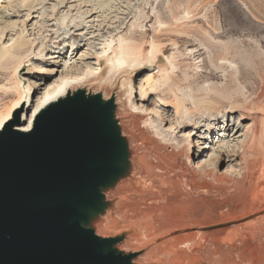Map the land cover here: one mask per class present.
Listing matches in <instances>:
<instances>
[{
  "label": "bare ground",
  "instance_id": "6f19581e",
  "mask_svg": "<svg viewBox=\"0 0 264 264\" xmlns=\"http://www.w3.org/2000/svg\"><path fill=\"white\" fill-rule=\"evenodd\" d=\"M37 1L39 2L37 4L43 3L44 5L48 3L47 0ZM0 2H6V6L0 4V18L12 14L18 16L20 12L26 11L24 19L31 20L36 17L32 14L40 9V7L34 9L33 3L35 1L33 0H0ZM68 2L69 0H60V7H66ZM59 11H61L59 7L57 9L53 8L55 15ZM97 12L95 9L86 11L84 19L89 18L91 21H96L92 18V14ZM31 15L32 17H29ZM144 16L147 17L146 14ZM188 16L189 12L185 11L184 16L176 18L175 21L178 22ZM48 19L53 18L49 16ZM65 19L62 16L57 20H60V24L63 26ZM84 19L73 22V24L69 22L70 25L67 22L64 27L68 28L69 26V29H64L55 35V40H52V44L49 46L46 45V42H49L54 35L51 28L45 30L51 33L50 39L44 43L43 39L38 41L39 36H35V33H33V37L30 36L31 33H28L29 29H27L26 24H23L15 33H12L15 22L6 24L5 20L0 23L2 24V26L0 25V41L2 38L4 40L7 38V42H4V40L0 42V79L3 78V81H0V132L13 119L15 114L19 115V123L14 126L15 129L29 132L33 127L36 116L42 110L66 96H73L79 92L85 98H95L100 104L106 106V125L108 132L113 137L112 153L107 158L96 162L97 165L101 166L102 171L99 173L98 180L88 188V195L70 200L69 203L79 211V215L75 220L81 228L90 231L99 243V250L103 253L113 252L125 256L126 261L119 264H166L164 261L165 256L172 251L171 248L175 247L177 249L184 243L188 244L190 240L185 235L184 237H177L176 234L175 237L172 236L174 234L172 230L160 232L163 228L170 226L167 211L175 201L165 187L176 185L177 188V185L181 182L184 185L182 179L180 182V177L187 179V182L191 180L192 185H195L197 181H193L192 178L196 172L202 170L200 168L205 167L204 165L207 163L211 164L217 157L220 163L232 162L243 153L245 147L248 150H254L256 145L260 143L261 138H264V118L262 124L260 121L261 125H259V115L257 116L250 110V113H247L249 105L241 108L235 105V102L228 106L227 111L228 115L238 112L239 118L230 125L232 128L236 126L233 130L229 126V119L226 120L225 118L224 121L215 119L212 117L213 115L211 116L212 112H209L208 116L204 115L206 109L212 108L208 107L209 103L213 101L211 95H217L216 90L213 87L214 85L211 86L206 82L195 84V77L197 71H199L198 68L201 67L200 65H194L196 71L192 69L194 67L191 66L193 63L190 65L186 61L184 62L186 67L179 70L181 63H183L182 60H179V57L183 53L174 40L161 45H155L151 41L146 42V45L143 41H133L131 37L124 33L117 35V37L114 35L116 39L113 36L109 42L108 38L106 41L103 40V46L99 48V52L95 53L97 58L92 55L94 59L93 66L85 62L81 63L84 59L89 58L87 54L92 51L90 49L86 50L88 52L81 53L77 60H73L72 56L75 57L78 50H83L84 46L81 47L83 41L89 40L86 39L89 31L86 30L87 25L83 24ZM155 22L158 27L163 25L160 20ZM142 23L132 21L128 28L129 33H144L146 29H143L144 25ZM53 25L54 23L51 22L50 26ZM91 27L93 28L91 25L88 26V28ZM151 27L154 32L158 31L155 23ZM199 29L205 36L209 37L206 42L204 41L205 43H200L203 48L207 49L208 44H211L212 37L203 27L200 26ZM9 32L13 37H7ZM90 32L92 33V31ZM68 34H71L72 37H79V40L70 41V44L67 43V40H69ZM96 35L91 34L89 38L93 39ZM40 36L45 39L47 35L44 36L42 33ZM106 42L108 43L106 44ZM88 45L90 46L89 43ZM169 45L172 46L174 51L169 55H165ZM49 47L52 51L42 56L41 53ZM65 47L68 48L66 51ZM68 51H70L69 58L60 59L59 56ZM198 51L193 52L192 47H190L188 53L192 52L191 56L194 57ZM160 55L165 56L169 68L166 67L165 60L163 61ZM213 57H208V62L217 69V67H220L218 66L219 62L216 65V56ZM33 58L53 63V66L44 69L48 73L55 72L56 67H60L61 70L56 79L44 85L43 91L33 99L32 103L27 89L37 90L42 86V82L31 80L33 77L29 76H35L32 73L23 74L21 72L26 69L25 67L42 69L41 66L32 62ZM79 63L84 65L83 70L79 69ZM220 63H222L221 60ZM141 68L150 70L139 76L138 82L135 84L137 71ZM153 68L157 69L156 73H154ZM78 69L80 72L77 71ZM189 69H192V71H189ZM84 70L89 71L88 74L83 73ZM231 72L233 73V71ZM25 81H27L26 84ZM192 84L195 86L193 87ZM23 86L25 87L23 88ZM148 91L151 95L160 94L150 101V104L153 105L152 108L142 105V101L146 100V96L149 94ZM225 105L229 104L226 103ZM26 107H29L27 112L25 111ZM169 108L173 109V114L169 113L167 110ZM220 111L222 110L218 109V112ZM196 115L202 116L200 121H197L198 117ZM153 116L161 122H170V116H172L175 119V127L173 128L171 124L167 130L170 132L178 129L175 133L176 136L182 129L191 128L192 131L181 132L186 134L185 160L182 161L183 163L178 159V153L174 154L172 148L171 151H166L163 141L155 136H162L163 133L153 125L154 120L151 119ZM231 118L233 117L231 116ZM247 119L248 124H245L244 120ZM215 129L217 130V138L214 136ZM240 129L244 131L241 132ZM208 140L215 148L211 150L212 152L208 158L198 159L211 148V144H207ZM193 149L195 153H193ZM213 151H216L217 155ZM252 155L250 158H252ZM195 158L196 166L193 167V159ZM246 163V167L242 170L240 176L244 179L254 177V172L257 165H259L253 160ZM196 168L198 170H195ZM230 168L231 165L228 164L226 170L221 171L222 174H227L232 170ZM245 170L248 174H245ZM206 171L204 169L202 172L204 178L200 174L202 176L201 179L199 178L200 184L197 183L199 188L208 186L205 177L211 178V174L209 175V171ZM212 172L214 178L215 171ZM222 177L217 176L215 180L220 182ZM158 210L161 211L159 216L156 212ZM195 231L197 232V230ZM112 239L118 240L111 247L110 242ZM183 256L173 255L168 258V263L179 264V260L181 261L180 258Z\"/></svg>",
  "mask_w": 264,
  "mask_h": 264
},
{
  "label": "rangeland",
  "instance_id": "374dc122",
  "mask_svg": "<svg viewBox=\"0 0 264 264\" xmlns=\"http://www.w3.org/2000/svg\"><path fill=\"white\" fill-rule=\"evenodd\" d=\"M33 1H35L33 3L34 9L40 7L37 12L32 14L36 17H33L31 20H25L24 13L26 11H22L18 16L16 14L7 17L3 16L0 18V23L5 20L6 24L15 22V28H13V32L11 31L12 33L19 30L23 24H26L27 29H29L28 33H31L30 36L33 37V33H35V36H39L38 41L43 39L44 43L50 39V33L54 32L51 40L46 42V45L49 46L52 44V40H55V35L64 29H69V26L68 28L64 27L67 22L68 25H70V23L73 24V22L84 19L86 11L95 9L99 12L92 14V18L96 19V21H91L87 18L84 19L83 23L87 25L86 30L89 31V34L86 39L89 40L83 41L81 44V47L84 46L83 50H78L77 55L75 57L74 55L72 56L73 60H77V57H79L81 53L90 49L92 50L91 52L86 51L88 52L87 56H89V58L84 59L81 63L85 62L93 66L92 62L94 59L92 55L95 56V53L99 52V48L103 46V40L106 41L108 38L109 42L114 35L117 37V35L124 33L135 42L143 41V43H149L153 41L155 45H161L167 41L174 40L178 43L179 50L183 53V55L179 57V60L183 62L179 70H183L186 67V65L184 66V62L186 61L190 65L193 63V65H191L192 67L198 64L201 66L198 68L199 71H197L195 66L193 68L191 67L193 70L197 71L195 84L206 82L211 86L214 85L213 87L217 95H211L213 101L209 103L208 108H212L206 109L204 115L208 116L212 112L211 116L213 115L212 117L215 119L221 121H224L223 119L225 118L226 120L229 119L230 126L232 122L239 118L238 112L229 115L227 113L229 109L228 106L235 102L234 104L241 108H245L249 105L247 107V113L252 112L257 114V116L259 115V125L262 124L264 118V0H74L71 2L69 0L66 7H60V0H47L48 3L44 5L43 3L37 4L39 3L37 0ZM0 4L6 6V2H0ZM53 6L55 9L59 7L61 10L57 15L53 12ZM69 6H71V8H69ZM185 11L189 12V16L176 22L175 19L184 16ZM142 14H146L147 17H143ZM32 15L29 17H32ZM49 16L53 19H48ZM62 16L66 18L63 26L60 24L61 21L57 20ZM156 20H160L163 25L158 27L155 22ZM132 21L137 23L143 22V29H146L144 33H129L128 28ZM51 22L54 23L53 26H50ZM154 23L155 26L158 27V31L156 32H154L151 27ZM0 25L2 26V24ZM89 25L93 26V28H88ZM200 26L212 37V40L210 39L211 44H208L207 49L200 45V43H205L207 38H209L200 31ZM49 28L53 29V31H45ZM90 31H92V33ZM42 33L44 36L47 35L45 39L43 36H40ZM90 33L92 35H97L92 39L89 38L91 35ZM67 36L69 38L67 43L69 42V44L70 41L79 40V37H72L71 34ZM115 36L114 39H116ZM7 37H13V35L9 32ZM6 39L4 40V38H2L1 41L4 40V42H7ZM108 42H106V44ZM85 43H89L90 46H87ZM190 47H192L193 52L199 50L198 53L196 52V56L192 57V52L188 53L190 52ZM66 49L68 48L65 47V51ZM50 51L52 50L49 47L41 54L44 56L43 54L50 53ZM172 51H174L172 46H167L165 55H169ZM69 54L70 51L61 54L59 57L60 59H67L69 58ZM211 56H216V65L217 62L220 63L221 60L222 63H220L221 65L218 63V66L222 69L220 67L216 69L209 64L208 59ZM160 57L163 58V61L165 60V56L162 57L160 55ZM218 57L220 60H218ZM94 58H97V56ZM32 62L41 66L43 70L53 66V63L46 62L43 59L38 60L33 58ZM164 63L166 67L169 68L166 60ZM80 65L82 64H78L79 69L81 68V70H83L82 68H84V65ZM25 68L26 69L21 73H32L35 76H29L31 78L33 77L31 80L42 82V86L37 90L32 91L30 88V90L27 89L32 103L33 99L43 91L44 85L56 79L61 70L60 67H56L55 69L57 70L55 72L48 73L42 69L38 70L32 67ZM79 69L77 71L80 72ZM141 69L137 71L135 84L138 82L139 76L150 70L148 68ZM192 69H189V71H192ZM153 70H155V68H153ZM231 71H233L234 74ZM88 72L89 71L86 70L83 71L85 74H88ZM156 72L157 69L154 73ZM0 81H3V78L0 79ZM26 83L27 81H25V84ZM192 86L194 87L195 85L192 84ZM24 87L25 86H23V88ZM148 92L149 94L146 96V100L142 101V105L152 108L153 105L150 104V101L153 97L160 94L151 95L150 91ZM213 102L215 104L217 103V105L215 106ZM226 103L229 105L226 106ZM223 106L225 107L223 108ZM218 109L222 111L218 112ZM167 110L169 113L173 114L172 108ZM25 111H29V107H26ZM196 116L198 117L197 121H200L202 116ZM231 116L233 118H231ZM171 118L172 116H170V122H161L159 119H155L154 116L151 117V119L154 120L153 125L163 133L162 136H155L163 141L166 151L169 152L172 148L174 151L172 152L174 154L178 153V159L184 162L186 134L181 132L192 130H190V127L184 128L178 132L179 134L177 133L176 136L175 133L178 129L170 132L167 130L168 126L171 124L173 128L175 127V119ZM244 123L248 124V119L244 120ZM235 127L236 126L232 128V126H230L232 130L235 129ZM239 131H241V129ZM216 133L217 130L215 129L214 136H216ZM207 144H211L210 140H208ZM263 146L264 138H261L260 143L256 145L257 148L255 147L254 150H248V148L245 147L243 153L232 162L220 163L217 157L214 159V163H207L204 165L205 167L202 166L203 168H200L202 170L197 171L194 175L195 178L193 177L192 180L199 183L203 176L202 172L206 169V172L209 171V175L211 174V178L205 177L208 182L206 188H199L198 186L200 183L197 184L194 182L195 185H192L193 182L191 183V180L187 182V179H183V177H180L179 180L180 182L183 180L184 185L182 182H178L181 185H177V188L176 185L165 187L175 201L167 211V218L169 219L168 223L170 226L163 228L160 232L172 230L174 233L172 236L176 234L175 236L177 237H184L185 235V237H188L187 239L190 240L188 244L184 243L177 249L175 247L171 248L172 251L165 256L164 261L166 264H169L168 258L173 255H184L183 257L186 259L181 257L179 264H264ZM214 148L215 146L211 144V148L198 159L208 158L212 152L211 150ZM193 153H195L194 149ZM213 153L217 155L216 151H213ZM251 155L252 158H250ZM249 160L256 161L257 164H259L254 172L255 175L254 177L251 176V178H241V172L245 169L246 162ZM193 164V167H195L196 158L193 159ZM228 164L231 165L230 169L232 170L227 174H222V172L226 170ZM195 170H198V168ZM212 171H215L214 178ZM244 172L248 174L247 170ZM217 176L222 177L223 180L220 179V182L219 180H215ZM186 182H190L191 184L189 183L188 186ZM196 185L197 187H195ZM156 212L158 216L161 214L159 210ZM195 230H197V232ZM117 240L118 239H112L110 246L112 247Z\"/></svg>",
  "mask_w": 264,
  "mask_h": 264
},
{
  "label": "water",
  "instance_id": "95a60500",
  "mask_svg": "<svg viewBox=\"0 0 264 264\" xmlns=\"http://www.w3.org/2000/svg\"><path fill=\"white\" fill-rule=\"evenodd\" d=\"M106 117V106L79 92L42 110L29 132L15 129L18 114L0 132V264L126 261L99 250L69 203L88 195L96 162L112 153Z\"/></svg>",
  "mask_w": 264,
  "mask_h": 264
},
{
  "label": "snow or ice",
  "instance_id": "6c2138e0",
  "mask_svg": "<svg viewBox=\"0 0 264 264\" xmlns=\"http://www.w3.org/2000/svg\"><path fill=\"white\" fill-rule=\"evenodd\" d=\"M0 136H2V134H0Z\"/></svg>",
  "mask_w": 264,
  "mask_h": 264
}]
</instances>
